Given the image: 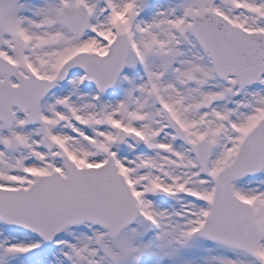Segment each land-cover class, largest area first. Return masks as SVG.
I'll return each instance as SVG.
<instances>
[{
	"label": "snow or ice",
	"instance_id": "snow-or-ice-1",
	"mask_svg": "<svg viewBox=\"0 0 264 264\" xmlns=\"http://www.w3.org/2000/svg\"><path fill=\"white\" fill-rule=\"evenodd\" d=\"M0 264H264V0H0Z\"/></svg>",
	"mask_w": 264,
	"mask_h": 264
}]
</instances>
